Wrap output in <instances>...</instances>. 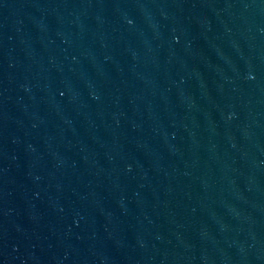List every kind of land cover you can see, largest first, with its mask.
Masks as SVG:
<instances>
[{
    "label": "water",
    "instance_id": "1",
    "mask_svg": "<svg viewBox=\"0 0 264 264\" xmlns=\"http://www.w3.org/2000/svg\"><path fill=\"white\" fill-rule=\"evenodd\" d=\"M0 264H264V0H0Z\"/></svg>",
    "mask_w": 264,
    "mask_h": 264
}]
</instances>
